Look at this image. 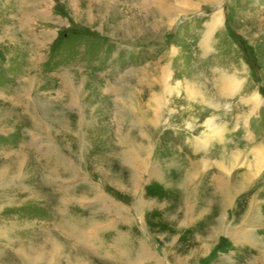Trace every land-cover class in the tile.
Segmentation results:
<instances>
[{"label": "rangeland", "instance_id": "rangeland-1", "mask_svg": "<svg viewBox=\"0 0 264 264\" xmlns=\"http://www.w3.org/2000/svg\"><path fill=\"white\" fill-rule=\"evenodd\" d=\"M0 264H264V0H0Z\"/></svg>", "mask_w": 264, "mask_h": 264}, {"label": "bare ground", "instance_id": "bare-ground-1", "mask_svg": "<svg viewBox=\"0 0 264 264\" xmlns=\"http://www.w3.org/2000/svg\"><path fill=\"white\" fill-rule=\"evenodd\" d=\"M93 2H94V0H93ZM97 3V2H96ZM143 6H145V5H143ZM92 18V17H91ZM88 19H90L89 17H88ZM91 20V19H90ZM236 232H237V239L239 240V241H242V239H244V236H243V233L240 231V230H236ZM244 242V241H243ZM242 242V243H243ZM260 259V258H259Z\"/></svg>", "mask_w": 264, "mask_h": 264}]
</instances>
